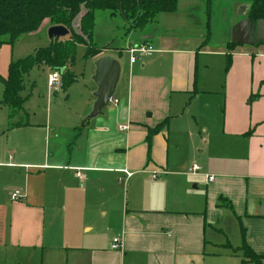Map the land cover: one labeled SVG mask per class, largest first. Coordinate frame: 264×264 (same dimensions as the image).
Listing matches in <instances>:
<instances>
[{
  "label": "crops",
  "instance_id": "0c3cea01",
  "mask_svg": "<svg viewBox=\"0 0 264 264\" xmlns=\"http://www.w3.org/2000/svg\"><path fill=\"white\" fill-rule=\"evenodd\" d=\"M201 1L189 0L195 6L184 14L177 0L173 13L148 24L152 32L142 29L137 45L152 52L139 63L129 56L112 97L117 103L84 122L92 95L65 139L36 113L31 119L25 89L23 113L11 118L0 105L7 109L0 117V264H206L207 227L217 224L224 206L264 232V29L243 43L233 21L235 41L225 35L214 47L211 19L206 39L198 13L203 7L206 15ZM241 6L245 20L249 3L232 4ZM174 17L197 20L199 36L177 37L174 25L159 22ZM215 57L221 60L212 68ZM58 72L72 75L68 66ZM193 164L200 168L194 175ZM124 171L132 177L121 184ZM15 190L23 197L11 201ZM101 232H112L119 249Z\"/></svg>",
  "mask_w": 264,
  "mask_h": 264
},
{
  "label": "rangeland",
  "instance_id": "374dc122",
  "mask_svg": "<svg viewBox=\"0 0 264 264\" xmlns=\"http://www.w3.org/2000/svg\"><path fill=\"white\" fill-rule=\"evenodd\" d=\"M198 1L203 2L201 0ZM233 1L234 0H215L212 2V13L210 18L211 38L209 43L214 47H219L226 36H228V39H231L233 26L241 22L240 13L243 10V6L238 9H233L232 4L236 5L242 1ZM179 3L180 6L184 8L182 11L184 14H189L186 8L192 5L195 6L194 3H189V0H179ZM200 9L201 12L198 13H201V15H199L204 24L206 22V17L202 11L203 7ZM190 11V14L195 16V11L193 13V10ZM78 18L75 19L72 25L76 34H79ZM159 20V22L165 23L166 25H168L167 22L170 25H174L175 28H172V30L177 37L187 38L189 36H199L197 33L199 32L198 30L201 24L192 17H178V19L174 17L173 19L166 18ZM233 21L235 24L232 26L231 23ZM183 22L184 25L182 26ZM178 23L181 24L178 25ZM130 26L131 24L124 21L119 12L113 17H110V13L107 11L95 12V27L92 32V41L97 48L102 50L100 53L102 56H99L98 59L103 56L113 57L119 62L120 68L123 71L127 69L130 55L126 51L130 46H137L143 32V30H130ZM49 29L50 22L32 36L26 34L20 36L12 47L7 44H1L0 77L4 78L6 76L7 67L11 61L16 62L21 58L32 55L34 49L45 47L49 43ZM152 29H154L153 25H148L145 28L148 32H152ZM66 38L61 39V41L64 42ZM7 40L8 36H3L1 38V41L5 42ZM119 52H121V54ZM84 53L85 47L83 45H78L74 53L73 62L67 65L70 72L69 74L74 75L76 80L67 91H63L60 88L62 78L59 84H56L53 88H49L47 77L51 71L46 68L47 66L45 64L41 66L46 67L33 69L23 80V88L26 93L23 92L22 95H29L25 109H30L29 114L31 115V119L32 114L36 113V119L44 123L47 121L50 127L56 131V137L61 140L66 138L65 130L71 127L70 125L75 121L76 115L84 108L86 101L92 99V89L95 85L93 77L95 75V62L97 60L91 58L84 59ZM137 59L139 63L144 57L138 56ZM218 60H221V58H213L212 68L217 67ZM72 75H70V77L74 78ZM30 86H33L31 91ZM117 94L118 91L115 96ZM2 97L3 86L0 81V100ZM220 98L221 97H218L216 100ZM0 110H2L0 111V117H5L6 114L4 112H6L7 109ZM86 116H83L82 119L84 120ZM120 189L123 191L125 190L123 187ZM247 225L249 228H247ZM241 228L245 231L246 244L248 245V241L253 246L254 250L257 251L259 257L262 258L264 256V232L253 230L249 224H245L244 219H240L233 211L224 206L223 215L218 219L217 224L207 227L205 253L209 256L204 258L206 264H243L242 261L245 260L244 255L241 251H238V248L242 245ZM247 229H249V232L246 231ZM113 237L112 232H101V238L103 240H111ZM227 254H234L235 257H227ZM248 264H264V257L260 260V263Z\"/></svg>",
  "mask_w": 264,
  "mask_h": 264
},
{
  "label": "trees",
  "instance_id": "16d2710c",
  "mask_svg": "<svg viewBox=\"0 0 264 264\" xmlns=\"http://www.w3.org/2000/svg\"><path fill=\"white\" fill-rule=\"evenodd\" d=\"M249 3L246 17L251 25L258 20H264V0H241ZM213 0H205L206 13V39L209 37V23ZM177 0H0V45L7 44L12 47L16 40L25 34L38 31L43 21L48 20L52 26H61L69 33L64 42L53 39L45 48H39L30 56L16 62H10L7 76L0 77L3 85V97L0 105L10 109L11 118L23 113L24 99L20 97L23 91V76L33 68L45 64L52 70H65L73 62L74 53L78 45L85 47L84 59H92L100 55L101 51L92 41V32L95 27V12L107 11L110 17L117 12L124 21L131 24L130 30L139 31L154 21L161 13H173ZM79 17V18H78ZM78 18L79 34L72 28L73 22ZM8 36L6 42L1 41ZM229 44L227 48L232 49ZM230 66L227 56L226 70ZM72 78L62 75L61 88L65 91L72 83ZM166 122L149 130L147 140L159 132ZM230 207V205H228ZM242 245L238 248L244 255L243 264L260 263L262 259L256 255L245 242V232L241 228Z\"/></svg>",
  "mask_w": 264,
  "mask_h": 264
},
{
  "label": "water",
  "instance_id": "95a60500",
  "mask_svg": "<svg viewBox=\"0 0 264 264\" xmlns=\"http://www.w3.org/2000/svg\"><path fill=\"white\" fill-rule=\"evenodd\" d=\"M237 25L235 26L237 29L240 28L243 30V43H250L254 31L258 32L262 27V29H264V20H258L254 25V29L251 27L247 19L241 20L240 24ZM67 35L68 31L61 26H53L48 30V37L50 40H58ZM261 38L264 39V36L260 37V39ZM232 41H235L234 37H232ZM120 73V64L115 58L103 56L97 59L95 62V75L93 77L94 84L96 85V91L93 93L95 100L92 104V109L86 116L84 122L95 119L101 114L102 110L109 105L118 84Z\"/></svg>",
  "mask_w": 264,
  "mask_h": 264
},
{
  "label": "built area",
  "instance_id": "2783aa9c",
  "mask_svg": "<svg viewBox=\"0 0 264 264\" xmlns=\"http://www.w3.org/2000/svg\"><path fill=\"white\" fill-rule=\"evenodd\" d=\"M127 52L130 54V60L133 63L137 59L138 56H149L152 51H151L150 46L145 45V44H139L136 47L129 48L127 50ZM60 81H61V76H60L58 71H52L47 77V84H48L49 88H53L56 84H59ZM111 103L116 104L117 101L113 100V98H112L110 100V104ZM119 131L120 132L127 131V126H120ZM199 170H200V168L197 165L193 164L189 168L188 173L194 175V174H197L199 172ZM124 175H125L124 179L119 180V183H121V184H126L127 181L132 177V173H129L127 171H124ZM152 177H153V179H156V174H153ZM207 181L208 182L214 181V177L213 176H207ZM22 197L23 196H22L21 192L19 190H15L14 192H12L10 194L9 198L11 201H18ZM110 247L112 250H118L119 249L118 240L114 239L112 241Z\"/></svg>",
  "mask_w": 264,
  "mask_h": 264
}]
</instances>
